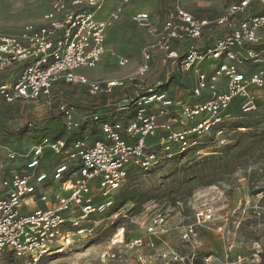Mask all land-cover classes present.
<instances>
[{"label":"built area","instance_id":"obj_1","mask_svg":"<svg viewBox=\"0 0 264 264\" xmlns=\"http://www.w3.org/2000/svg\"><path fill=\"white\" fill-rule=\"evenodd\" d=\"M102 3L103 0H56L43 17L48 23L46 31L27 24L18 36L0 35V74L18 68L13 83L0 82V112L5 105L19 100L36 101L60 83H77L86 87L91 96L110 94L120 85L112 82L103 86L79 72L94 68L106 52V31L118 14L97 21L94 14ZM84 4L91 8L90 12L81 10ZM133 20L141 27L150 24L143 16ZM219 30L222 34L215 37L213 47L202 49L203 34ZM260 34H264V0H231L225 12L213 20L197 19L181 9L169 13L152 46L143 53V64L135 76L141 80L148 74L152 52L163 56L161 66L176 60L175 46L184 39L188 46L178 61V69L193 73L197 89L193 96L206 93L205 100L176 102L167 92L150 93L124 105L123 112L131 116L124 127L115 128L94 115L92 120L98 123L103 138L90 145L77 140L70 148L62 149L48 137L42 138L23 155L30 172L13 173L2 180L6 198L0 199V258L8 256L20 264H39L41 259L53 255L55 235L65 225L67 216L104 214L112 207L109 195L130 173L146 172L162 159H183L194 145L188 141L189 136L218 126L233 104L242 114L254 111L257 99L264 102V48L257 47ZM205 62L211 64L209 70L202 68ZM124 64L126 60L121 61ZM57 111L68 129L77 127L74 106L61 102ZM222 134L218 131L216 137ZM44 150L77 160V168L70 170L60 164L50 174L36 172ZM49 181L63 183L62 194L55 193L54 205L23 215L21 206L27 197L38 192L39 201L49 200ZM244 213L245 209L238 206L229 211L225 221ZM165 219L162 213L154 214L145 235L131 241L124 242L112 234L110 244L116 249L109 248L101 260L110 261L130 251L137 255L138 264H146L143 253L150 247V240H159L166 233ZM209 219L207 215L203 222ZM187 238L182 236L184 241ZM228 252L222 257L202 256L201 263L230 264ZM158 257L166 264H194L193 259L172 249L161 251Z\"/></svg>","mask_w":264,"mask_h":264},{"label":"rangeland","instance_id":"obj_2","mask_svg":"<svg viewBox=\"0 0 264 264\" xmlns=\"http://www.w3.org/2000/svg\"><path fill=\"white\" fill-rule=\"evenodd\" d=\"M55 1L0 0V35L16 36L27 24L40 30L45 23L44 15L51 10ZM229 3L230 0H103L102 7L97 12V14H102L101 21L108 19L114 13L118 14L117 19L112 21L106 31V39L109 40L105 46L107 51L94 68L82 69L79 72L103 86L112 82L120 85L114 88L110 94L101 93L91 96L87 93L86 87L77 83H60L53 86L47 95H43L36 101L19 100L7 105L0 112V121L4 125L2 127L9 131H15L16 136L13 138L12 134L5 141L1 137L0 144L4 146L3 151L6 154H1L0 158L5 163L10 158L12 162L21 161L24 163L23 155L47 136L61 145L65 138L63 136L66 135L62 132V120L59 118L48 121V128L42 133L40 130L25 128L27 123L34 122L49 113L50 109L59 102L78 105L85 109V111L81 109L82 114L87 116L88 113L98 111L97 108L102 107L104 110L100 113L103 114L105 120L113 124L115 128L124 127L130 122L131 116L129 113L117 111V109L120 103L132 100L140 94L132 86L138 84L135 73L143 64V53L152 46L156 34L160 31L169 13L181 9L195 18L213 20L225 12ZM81 10L90 12L91 8L84 4L81 6ZM118 10L120 12H117ZM105 13L106 15L103 16ZM140 16L149 19L148 27H141L134 22L133 17ZM154 21H158L157 24ZM220 34L222 31H217L214 39ZM152 54H150L151 72L147 76L148 79L159 73L157 60L153 58L154 54ZM123 60H126V64L121 65ZM224 62L228 63L226 60ZM210 66V63L205 62L202 68L209 70ZM186 73L189 74L187 80L190 79V83L186 79L185 81L188 85L191 84L190 87L188 86L190 92L185 93L182 88L179 89L176 85L178 88L173 86L172 89L178 92L169 94L175 98L176 102L187 99L205 100L206 93H198V96H193L195 95L193 92L197 90L196 81L193 73ZM88 107L92 110L87 111ZM256 111L264 113V102L260 99H257ZM242 115L238 106L233 104L226 111L220 124L235 120ZM97 128L100 133L95 136H92L88 128H85L81 135L85 139L81 141L90 145L95 140H101L103 135L98 125ZM2 130L3 128L0 129V136H3ZM216 134V130L208 129L200 134L189 136L188 141L194 145L188 149L182 160H191L217 149L222 145L221 140L224 139L222 138L223 134L217 137ZM210 139L212 141H208ZM15 148L22 152L15 155L13 153ZM50 157L51 162L45 165V170H51V166H53L54 157ZM9 164L6 166L8 168L2 167L0 164V174L4 173L3 177L1 175L2 178L7 174L19 173L20 166H15L17 171L15 172ZM1 183L0 179V185ZM48 187V194L53 197L56 194L61 195L63 192V183L59 185L49 181ZM183 202H186L185 204L188 206L182 204ZM183 202L178 201L174 204L145 202L136 206L127 204L120 208L114 216L103 218H99L97 215L81 218L73 213L67 216L65 225L55 235L56 247L53 255L41 259L39 264H138L137 255L130 251L110 261H102L101 255L109 248L116 249L111 246L110 239L112 234H117L119 230H122L121 238L124 239V242L144 236L147 224L158 212L166 217V233L161 236L162 238L159 236V240L149 239L151 245L143 253L144 256L149 251L157 249L156 246L162 241L167 245L164 249H172L181 256L196 261L201 256L198 255L200 252L188 257L187 254L190 252L184 248L185 243L198 247L202 244V239L207 240L208 238L211 254L224 256L230 249L227 258L229 263L238 261L240 264H264V142L255 146L243 158L241 166L234 174L224 177L214 186ZM238 206L245 209V213L225 221L229 211ZM207 215L210 216V219L203 222ZM183 234L188 237L185 241L182 239ZM168 236L174 241H168L166 239ZM122 250L124 251V249ZM144 256L142 255V257ZM9 259L14 260L8 256L0 258V264Z\"/></svg>","mask_w":264,"mask_h":264},{"label":"trees","instance_id":"obj_3","mask_svg":"<svg viewBox=\"0 0 264 264\" xmlns=\"http://www.w3.org/2000/svg\"><path fill=\"white\" fill-rule=\"evenodd\" d=\"M216 33L206 32L202 37V49L213 47L214 36ZM261 41L257 46L259 49L264 48V34H260ZM188 46L186 40H180L175 46V50L178 54V58L173 61L174 64L158 66L159 73L154 77H151L147 82H140V87L143 84V88L136 89L138 94L132 100L122 102L117 111H123L124 105H130L134 100L139 97H145L153 92L165 91L174 82L175 87H179L189 93L190 89L188 84L183 82L182 74L177 71V63L184 56V49ZM161 66V67H160ZM151 71L150 70L148 73ZM177 85V86H176ZM177 87V88H178ZM192 92V91H191ZM61 103V102H59ZM58 103V104H59ZM67 105H72L76 109V122L77 127L68 129L65 123L61 119L57 105H55L50 112L43 115L34 122L27 123L28 130H37L44 132L47 127L48 121L55 120L57 118L62 121V132L66 135L63 136L64 141L61 144L62 149L70 148L77 140H84L82 132L85 128H88L89 133L92 136L98 135L97 122H93L92 118L97 115L101 120H104L103 114L100 113L104 109L97 108L98 111H92L88 113V116L82 114L83 108L78 105L62 102ZM87 111L92 110L90 107ZM85 111V109H83ZM102 114V115H101ZM105 115V114H104ZM95 123V124H94ZM97 124V125H96ZM28 125H31L28 127ZM0 121V129L3 128V141L8 139L12 134L15 138V131H9L6 129ZM216 132L221 131L223 133L224 143L220 145L214 151L206 153L197 158L183 161L179 157H172L170 159H162L157 165L152 167L146 172L140 171L137 173H130L122 182L119 188L112 191L109 199L112 202V207L108 209L104 214L97 215L99 218L111 217L118 213V210L127 204H134L145 202H170L172 204L180 201H186L193 197L197 193L214 186L218 182L222 181L224 177L230 176L236 172L241 166L243 158L258 144L264 142V113L257 112L256 109L248 114H243L241 117L223 122L222 124L213 128ZM36 132V131H35ZM48 137V136H47ZM52 139L51 137H48ZM2 141V142H3ZM52 141H54L52 139ZM97 141V140H95ZM212 141V139L208 140ZM36 142V141H34ZM55 142V141H54ZM1 145V154H5L3 151L4 146ZM13 153L19 155L22 151L17 148ZM65 157L62 154H59ZM65 164L70 170H75L78 165L77 160H69L67 157L61 162H58L57 166ZM52 171V170H51ZM47 173V172H46ZM50 174V171L47 173ZM197 261L194 264H200ZM3 264H18L15 260H7ZM172 264V263H171ZM176 264V263H174Z\"/></svg>","mask_w":264,"mask_h":264},{"label":"crops","instance_id":"obj_4","mask_svg":"<svg viewBox=\"0 0 264 264\" xmlns=\"http://www.w3.org/2000/svg\"><path fill=\"white\" fill-rule=\"evenodd\" d=\"M230 2H231V0H230ZM104 15H106V13L105 14H103V16ZM101 16H102V14L100 13V14H97V12L94 14V18L97 20V21H101L100 20V18H101ZM194 17V16H193ZM196 18H201V17H196ZM152 20H153V18H152ZM155 20V19H154ZM155 22V21H154ZM157 22L158 21H156L155 22V24H157ZM48 28V23L47 22H45L42 26H41V28H40V30H39V28H38V30L39 31H41V32H44V31H46V29ZM21 32H19V34H20ZM18 34V35H19ZM18 35H16V36H18ZM4 36V35H3ZM109 40H105V46H106V43L108 42ZM107 51V50H106ZM153 54H154V56H153V58H156V60H157V64H158V66L159 65H161L160 63H161V60L163 59V56L161 55V54H159V53H157V52H152ZM152 54V55H153ZM173 61H175V60H168L167 61V64L166 65H173L174 64V62ZM149 64H150V66H151V58H150V61H149ZM161 67V66H160ZM161 68H163V66L161 67ZM177 71H179V69H178V63H177ZM151 72V71H150ZM180 72V71H179ZM181 73V72H180ZM17 74H18V68H10V69H8L5 73H3V74H0V82H2V83H8V84H11V83H13L14 81H15V79H16V77H17ZM182 74V78H183V82L184 83H187V81H188V83H190V79H188L187 80V78H189L188 76H189V74H187V73H181ZM149 75V73L141 80V82L142 83H144L145 81H147L148 80V78H147V76ZM88 77V76H87ZM186 77V78H185ZM89 78V77H88ZM136 78V77H135ZM185 79L187 80V81H185ZM137 81H138V84H133L132 86H133V88L135 87V86H137V87H135L136 89H139V88H143V84L141 85V87H140V84H139V80L137 79ZM136 83V82H135ZM190 85L191 84H189V85H187V86H189L190 87ZM174 86V82L173 83H171V85L168 87V89L167 90H165V91H159V92H167V93H177L178 91H173V89H172V87ZM186 91V90H185ZM153 93H156V92H153ZM179 93H180V91H179ZM121 104V103H120ZM7 105H5L4 107H3V109L6 107ZM2 109V110H3ZM41 141V140H40ZM39 142V141H38ZM56 142V141H55ZM59 143V142H58ZM34 144H36V142H34ZM6 154V153H5ZM4 154V155H5ZM51 154V155H50ZM4 155H3V157H4ZM50 156H53L54 157V160H53V166H51V170H53L56 166H57V164H58V162H61L62 160H64V158L65 157H61V155H57V154H55V153H53L52 151H50V150H44V152H43V157H42V160H41V162H40V167L37 169V171L36 172H51V170H45V168H46V164H48V163H50L51 161H50ZM0 157H1V152H0ZM56 157V158H55ZM49 160V162H47ZM8 163H10L9 165H10V168H14V170L13 171H15V172H17L16 171V169H15V166L17 167H19L20 169V171H19V174H28L30 171L29 170H27L26 169V167H25V164L24 163H21V161L20 162H15V161H13L12 162V160H11V158L9 159V161H7ZM5 163V162H3V160L0 158V164H1V166L2 167H6L7 166V164L8 163ZM5 163V164H4ZM8 165V166H9ZM50 165V164H49ZM6 168H8V167H6ZM5 168V169H6ZM47 168H50V167H47ZM45 170V171H44ZM12 173V172H11ZM3 174L4 173H1L0 174V179H1V181L3 180V179H6L8 176H10V174H7V176H5L4 178H2L3 177ZM1 175H2V177H1ZM49 187H46V189H48ZM45 189V190H46ZM47 191V190H46ZM5 190L1 187V185H0V199H4V198H6V195H5ZM54 203H55V200H54V197L51 195V197L49 198V200L47 201V202H41V201H39V199H38V192H37V194H35V195H33V196H31V197H27L25 200H23V202H22V206H21V213L23 214V215H26V214H28V213H30L32 210H34V209H36V208H41V209H45V208H48V207H51L52 205H54ZM186 202H183L182 204H185ZM186 205V204H185ZM186 206H188V205H186ZM183 209H184V207H183ZM183 209H182V212H183ZM185 209H187V207H185ZM186 212V211H185ZM184 212V213H185ZM166 239L168 240V241H174V239H172L170 236H168V238L166 237ZM202 244L201 245H199L198 247H193V245L192 244H189V245H187L186 243H185V247L184 248H186L187 250H189L188 252H190L189 254H187L188 255V257H190V256H194V255H196V252H200V254H198V255H201L196 261L199 263L200 262V259H201V257L202 256H206V255H210L211 254V250H210V247H208V238H207V240L206 239H202ZM162 244V245H161ZM161 244H158V246H156L157 247V249H154V251H149L148 253H147V255L145 256V258H146V264H166L165 262H163L159 257H158V255H159V253H161V251L162 250H165L164 248H165V246H167V245H165V244H163V242L161 243ZM169 246V245H168ZM187 252V253H188ZM212 255H214V254H212ZM216 255V254H215ZM218 256V255H217ZM220 257H222V256H220ZM193 261H194V259H193ZM196 261H194V263L196 262ZM200 264H202V263H200ZM230 264H240V262H238V261H233L232 263H230Z\"/></svg>","mask_w":264,"mask_h":264},{"label":"bare ground","instance_id":"obj_5","mask_svg":"<svg viewBox=\"0 0 264 264\" xmlns=\"http://www.w3.org/2000/svg\"><path fill=\"white\" fill-rule=\"evenodd\" d=\"M121 233H122V230H119V231L117 232V235H118V237H119L120 240H121Z\"/></svg>","mask_w":264,"mask_h":264}]
</instances>
